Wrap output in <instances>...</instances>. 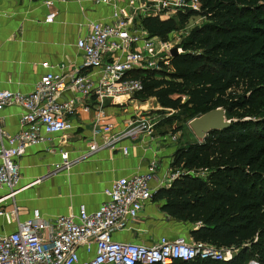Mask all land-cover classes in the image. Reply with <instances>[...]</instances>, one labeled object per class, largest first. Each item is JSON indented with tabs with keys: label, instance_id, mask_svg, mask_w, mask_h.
<instances>
[{
	"label": "built area",
	"instance_id": "obj_1",
	"mask_svg": "<svg viewBox=\"0 0 264 264\" xmlns=\"http://www.w3.org/2000/svg\"><path fill=\"white\" fill-rule=\"evenodd\" d=\"M108 2L110 0H103ZM113 19L108 23L92 22L86 36L77 42L83 56L82 68L97 70L95 79L80 72L62 76L49 62L43 63L47 72L42 75L36 90L22 94L0 90V114L7 107L23 110L21 129L8 134L0 125V188L9 191L3 199L14 198L19 192L21 179L19 159L33 146L45 142L49 136L72 129L69 119L80 100L97 97L116 101L121 97L133 98L143 91L144 78L149 71L163 72L173 59L172 40L152 36L143 26L145 17L169 18L178 11H200V0H111ZM126 6H118V2ZM48 7L53 5L47 0ZM57 13L49 14L52 23ZM60 69V68H59ZM68 79V80H67ZM71 92L74 98L60 101V96ZM100 113L93 128L94 137L107 136L103 145L96 143L92 150L106 146L115 149L124 140H137L140 136L153 137L158 122L148 115L135 116L123 133L114 132L113 125H99ZM171 137V141L176 140ZM167 141V140H165ZM128 154V148H123ZM62 164L56 171L71 165L69 154L62 153ZM159 166L152 163L148 173L132 178H121L105 191L107 200L95 212L81 206L77 215L45 218L40 210L32 217L18 222L17 230L0 235V264H174L177 261H229L234 250L219 249L211 244L180 237L174 241L161 238L153 246L117 242L116 232L125 231L139 220L147 202L154 199L161 188L169 187L180 176L173 171L162 177ZM156 182L157 186H152ZM0 215L3 212L0 210ZM83 251L87 259L81 257ZM246 264H261L250 259Z\"/></svg>",
	"mask_w": 264,
	"mask_h": 264
},
{
	"label": "trees",
	"instance_id": "obj_2",
	"mask_svg": "<svg viewBox=\"0 0 264 264\" xmlns=\"http://www.w3.org/2000/svg\"><path fill=\"white\" fill-rule=\"evenodd\" d=\"M200 2L206 23L183 41L170 72L146 73L136 99L154 98L164 110L179 112L169 124L217 108L233 123L203 142L180 146L170 169L183 171L154 199L164 202L161 210L170 219L196 227L193 241L236 251L229 261L175 264H246L253 258L264 264V0ZM197 14L184 9L142 22L168 41ZM240 111L243 117H234Z\"/></svg>",
	"mask_w": 264,
	"mask_h": 264
},
{
	"label": "crops",
	"instance_id": "obj_3",
	"mask_svg": "<svg viewBox=\"0 0 264 264\" xmlns=\"http://www.w3.org/2000/svg\"><path fill=\"white\" fill-rule=\"evenodd\" d=\"M46 1L0 0V90L34 92L47 72L42 66L46 62L64 78L77 72L91 79L97 77V70L82 68L83 56L77 42L86 36L90 23H108L113 19L115 3L111 0H51L53 5L48 7ZM118 6H126V2H118ZM52 13H57V17L47 23L46 18ZM73 98L74 94L67 92L59 99L67 102ZM137 101L121 97L102 103L97 97L84 98L69 116L71 130L49 136L45 142L30 147L19 159V192L14 198L3 199L9 191L0 188L3 212L0 235L15 232L18 222L32 217L34 210H40L48 219L77 215L83 205L89 212H95L107 200L105 191L115 181L146 174L154 162L159 166L158 173L165 177L170 172L176 148L168 147L172 143L171 136L160 130L162 128L156 127L153 137L127 139L115 149L103 146L93 151L91 148L94 143L101 146L108 139L93 135L100 113L104 112L101 127L111 124L115 134L123 133L128 122L141 115L134 110L140 107L134 105ZM22 114L23 110L18 107L4 109L0 114L3 130L10 135L18 133ZM124 147L128 148L127 155L123 153ZM62 153L69 154L71 165L56 171V166L63 163ZM163 204L155 199L147 202L139 220L125 231L116 232L114 239L146 246H153L161 238L191 240L190 232L196 227L170 219L161 210ZM80 253L83 260L87 259L83 251Z\"/></svg>",
	"mask_w": 264,
	"mask_h": 264
},
{
	"label": "rangeland",
	"instance_id": "obj_4",
	"mask_svg": "<svg viewBox=\"0 0 264 264\" xmlns=\"http://www.w3.org/2000/svg\"><path fill=\"white\" fill-rule=\"evenodd\" d=\"M202 12L203 8L201 5L200 11L197 12V15L190 17L189 22H187L186 24L184 23L185 25L183 24L181 29L174 31L170 34L169 40H172L174 48H179L182 45L183 41L189 37L191 31L206 23V17L202 15ZM166 70L170 72V68H166ZM133 98H136V96H134ZM134 105L140 106L135 107L134 110L136 112L140 111L139 113H141V115L149 114L150 116L154 117L155 121L158 122L157 127L162 128L160 130H164L165 133L171 137L173 135L176 136L177 139L173 140L172 143L168 145V147H174L177 150L180 146L198 142V139L188 127L190 120L175 121L173 124H169L166 122V120L170 119L172 116H176L177 114H179V112H175L172 110H164L162 107H160L159 104L154 101V98L152 100L149 99L146 101L138 100L137 103ZM244 114V111H240L237 112L234 117H243ZM182 171V169L177 170V172L180 173ZM187 239L189 240V238Z\"/></svg>",
	"mask_w": 264,
	"mask_h": 264
},
{
	"label": "water",
	"instance_id": "obj_5",
	"mask_svg": "<svg viewBox=\"0 0 264 264\" xmlns=\"http://www.w3.org/2000/svg\"><path fill=\"white\" fill-rule=\"evenodd\" d=\"M181 50L174 48L172 55L175 57ZM233 120H229L224 108H217L198 118L191 120L188 124L189 129L198 139V142H203L208 134L213 131H223L231 127Z\"/></svg>",
	"mask_w": 264,
	"mask_h": 264
}]
</instances>
